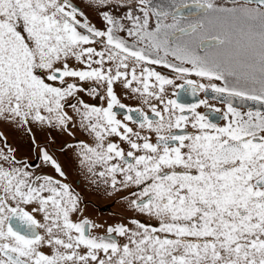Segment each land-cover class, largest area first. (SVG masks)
Masks as SVG:
<instances>
[{"label":"snow or ice","instance_id":"snow-or-ice-1","mask_svg":"<svg viewBox=\"0 0 264 264\" xmlns=\"http://www.w3.org/2000/svg\"><path fill=\"white\" fill-rule=\"evenodd\" d=\"M89 3L103 29L72 0H0V121L29 133L38 125L72 135L78 125L94 141L79 143L80 166L113 192L129 189V206L157 224L133 218L134 227L94 235L102 225L73 219L80 208L71 186L34 172L0 133V264H264V111L231 102L264 105V0H231V7L215 0ZM186 9L226 14L233 24L202 38L204 21L184 26ZM193 75L209 83L187 78ZM117 82L151 115L127 108L118 119L115 109L126 105ZM166 86L193 95L210 89L229 100L223 111L207 99L186 105L166 98ZM101 88L106 106L82 98ZM201 105L222 112L225 123L197 111ZM32 143L38 159L66 179L48 147L35 137Z\"/></svg>","mask_w":264,"mask_h":264},{"label":"flooded vegetation","instance_id":"flooded-vegetation-1","mask_svg":"<svg viewBox=\"0 0 264 264\" xmlns=\"http://www.w3.org/2000/svg\"><path fill=\"white\" fill-rule=\"evenodd\" d=\"M169 0H152L153 4H164L166 5ZM72 3L77 5L80 10L85 13V16L88 18L91 24H93L98 29H103L105 24L98 12V10L91 6L89 0H72ZM215 3L218 6L223 7H231V0H215ZM89 8V10H88ZM124 9H120L116 11L114 14L119 16L122 15ZM139 14V13H134ZM184 15H186L189 19L184 24L187 23H197L198 21L203 20L206 29L200 32V37L207 38L210 35H214L225 31V28L228 29L233 21L226 15H217L211 17L207 15L200 14L198 11L188 10L184 11ZM167 22H171V19ZM126 23V22H125ZM155 25V17L151 18L150 27H154ZM121 36H124V33H120ZM183 39L187 40L188 37H183ZM99 45L97 46L99 50ZM202 54V53H201ZM169 59H172L169 57ZM175 62V61H174ZM108 65H106L107 67ZM188 66V65H185ZM154 67L157 71L161 72V74L175 79L176 74L171 72L170 69H166L160 66H151ZM139 71V69L137 70ZM188 79H192L197 81L198 83L208 84L209 81L207 79H201L196 76H189ZM177 85L184 83L183 80H176ZM211 83H215L217 85L222 86L221 81H211ZM133 86H136L135 84ZM114 90L120 99L121 103L126 105L125 109H115L118 112V119H123L124 115L127 113V108H141L144 112L149 113L148 105L144 104L142 99L136 95L132 94L128 89L123 88L120 82H117L114 85ZM179 93L178 96H174L173 93ZM82 98L88 102L90 105H94L97 107L106 106V100L104 99V89H100V95L93 96L88 95L87 93L81 94ZM166 98L178 99L180 103L191 105L198 103L200 100L207 99L209 105L214 108H220L222 111L226 109L227 101L229 97L227 95L219 96L216 93L212 92L210 89L208 92L200 91L197 94L193 95L190 89H179L174 88L173 86H166L165 92ZM91 98V99H89ZM152 103H156L155 101H151ZM231 102L233 106L238 108L241 111H247L249 109L261 110L264 111V105L257 104L256 102L250 100H241L240 98H231ZM71 112V109H68ZM197 111L201 113H208L214 120V122L219 125H223L225 121L223 119H219L222 115L221 113H209V109L204 105H201ZM136 116V113L132 114ZM129 126L133 127L134 130H139L136 124H132L129 122ZM191 130V129H189ZM0 133H3L4 137L7 138V142L16 149V155L19 159H23L32 165L34 168L32 169L37 174L43 175H53L56 176L57 179H62L64 182L68 183L71 186V189L75 194L79 196V208L80 212L73 216L74 220H78L81 216L86 217L93 222L102 225L101 228L94 230V235H104L105 229L108 226H116L119 224H124L126 226L134 227L130 225V220L135 218L140 220L145 224H157V221L150 220L147 216H144L136 211H134L129 206V201L133 199L130 195L129 189H124L119 192H113L110 188H108L103 182L99 181L98 178L92 177L87 169L81 167L79 164V158L76 155L78 150V145L81 141L88 143L89 145H93L94 141L92 137L81 130L79 126L72 129V135H68L65 132H61L55 129H50L47 127H39L37 128L35 125H31V132H27L23 128H18L14 124H4L0 121ZM150 135L152 137L153 142L155 141L154 133H144ZM32 137H35L36 143L41 146H47L50 154L54 155V157L61 164L63 170L66 174V179L59 177L54 170H52L49 166L44 165L42 161H40L37 157V150L35 149L32 143ZM115 139L116 142L121 143L118 138ZM67 144L73 145V147L68 148L64 147ZM2 146V145H0ZM63 147V151L61 148ZM121 147H124L127 150V145L121 143ZM96 180V183H93V180ZM30 210V207L29 209ZM40 219V217H37ZM121 243L124 242L123 238L117 237ZM46 253H50V250L45 248L43 249Z\"/></svg>","mask_w":264,"mask_h":264},{"label":"rangeland","instance_id":"rangeland-1","mask_svg":"<svg viewBox=\"0 0 264 264\" xmlns=\"http://www.w3.org/2000/svg\"><path fill=\"white\" fill-rule=\"evenodd\" d=\"M76 1H78V0H76ZM88 10H89V8H88ZM215 15H217V14H211L210 15V19H211V17H213V16H215ZM220 15H222V14H220ZM225 30H227L226 28H225ZM89 99H91V98H89ZM5 125L7 124H9V123H7V122H5V121H2ZM10 125H12V124H10ZM37 128H39L40 126H38V125H35Z\"/></svg>","mask_w":264,"mask_h":264}]
</instances>
